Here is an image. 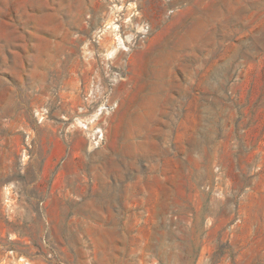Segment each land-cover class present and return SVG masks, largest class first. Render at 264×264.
Masks as SVG:
<instances>
[{"label":"rangeland","instance_id":"1","mask_svg":"<svg viewBox=\"0 0 264 264\" xmlns=\"http://www.w3.org/2000/svg\"><path fill=\"white\" fill-rule=\"evenodd\" d=\"M0 264H264V0H0Z\"/></svg>","mask_w":264,"mask_h":264},{"label":"bare ground","instance_id":"2","mask_svg":"<svg viewBox=\"0 0 264 264\" xmlns=\"http://www.w3.org/2000/svg\"><path fill=\"white\" fill-rule=\"evenodd\" d=\"M106 40H107V39H106ZM106 40H105V41H106ZM114 51H116V50H113L112 53H113Z\"/></svg>","mask_w":264,"mask_h":264}]
</instances>
